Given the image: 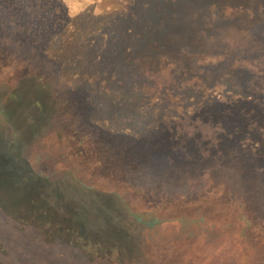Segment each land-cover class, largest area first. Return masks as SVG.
Wrapping results in <instances>:
<instances>
[{
    "label": "trees",
    "instance_id": "obj_1",
    "mask_svg": "<svg viewBox=\"0 0 264 264\" xmlns=\"http://www.w3.org/2000/svg\"><path fill=\"white\" fill-rule=\"evenodd\" d=\"M89 79L104 87V107ZM189 81L197 84L189 91L218 90L229 104L200 119V131L191 115L171 122L169 138L183 147L138 142L118 106L143 100L146 87L175 92ZM157 147L158 158H146ZM81 173L155 209L230 200L256 252L234 249L229 236V247L211 249L220 240L206 235L192 261L264 264V0H0V264H53L58 246H75L77 236L90 245L138 241L119 219L162 225L126 205L121 217L113 189L91 195ZM87 197L102 209H86ZM170 229L154 237L160 247L138 250L147 264H186Z\"/></svg>",
    "mask_w": 264,
    "mask_h": 264
},
{
    "label": "rangeland",
    "instance_id": "obj_2",
    "mask_svg": "<svg viewBox=\"0 0 264 264\" xmlns=\"http://www.w3.org/2000/svg\"><path fill=\"white\" fill-rule=\"evenodd\" d=\"M114 6L115 5L109 2L108 4H103L102 9L104 10V12H106L108 11V9L113 8ZM189 85L191 86V88L192 86H197L194 81L182 82L181 86H185V88L180 92L178 90L181 88V86L177 88L175 92L167 90L164 87L158 89L159 91L149 90V88L147 89L146 87V95L143 100L137 102L135 101V103L132 105L121 103V108H119L118 106L116 111L125 112L127 110V113H125L128 115L127 117H129L130 120L126 119L123 124L125 125V127H129L131 129V132H133L134 134H138L141 137L138 142L141 141L143 144L145 142L147 146H149L148 148H152L159 143L162 146L160 148L162 150L161 152H165V149H167L168 146L183 147L186 144H182L181 139L179 137H176L177 135H175V137L172 136L174 137L172 139L169 138L171 132H168L167 130L176 132L173 131L171 122L175 121L180 116L191 115L192 117L198 119L197 126L199 127L200 131L202 127H205L204 122H201V120L206 121V118H208V116H210L214 111V113H216L217 111H219L218 109H221L229 104L227 101H225V99H223L222 95L218 93V90L210 92H197L198 90L189 91L187 89L190 87ZM89 90H91V92L94 91L93 96L95 97H93V101H95L96 103H101L103 107L108 104L105 96L99 94V92L104 93L103 90H105L100 81L97 84L90 81ZM107 93L112 95L111 92ZM158 96L161 97L160 102L153 101V98H156ZM112 98V102L116 104L117 102L115 101L117 100V97L113 96ZM106 109L107 112H111L112 110L114 111V108L110 106H107ZM197 110L202 113L198 115L197 113H195ZM131 118H133V120H131ZM162 128L166 129L163 130ZM189 130L193 136H196V134L194 133L195 131H192L191 128H189ZM158 147L156 148V150H149L151 153L146 158H158ZM163 155H166V153ZM218 163L214 168L216 172L219 168H217ZM208 171L206 173L207 177H209V175L211 174L208 173ZM79 176L83 178L84 182H89L90 180V178L86 174L81 173L79 174ZM217 179L218 178H213L212 180ZM214 183H216V185L222 186L220 184V181L218 180L213 182V185H215ZM110 186L115 188H111ZM95 187L102 189V191H110L113 189V194L115 193V195L112 197L115 200V207L119 208L116 211L121 212V217H124L123 213H125V218H128V214L126 215V208L124 206L126 205L130 209V211L134 213L135 216L141 218L143 222L152 221L154 218H160L159 220L162 225L149 227L143 226L141 224H136L135 226L131 227L130 225H127L128 220L122 219V221L119 219V221H117V224L127 227L128 236L130 238L135 237L140 242L141 247L137 244L139 243L138 241H130L131 243L128 242L123 246L111 244L110 241H105L104 244L90 245L88 240L82 239L83 237H71L69 240H72V243H74L76 247L74 245L70 246L67 243L58 246V249H63L64 251H58L56 257L50 258L51 263L100 264L97 259L101 256H105L110 257L114 260L109 264H147V258L141 255L139 251H142L144 249L147 241L152 243L151 245L148 244V246L150 247H160L159 243L155 241L156 239L154 237L159 231H170L171 227L175 232V235L173 237L174 239H176L175 244L172 245L182 250V259L180 258L179 261H182L186 264L188 262H191L192 260H196L197 256L198 258L200 257V254L196 256L198 251L196 239L206 235L211 237L210 240H220V242H215L211 245H208L211 249L213 244H216V246L220 247L221 250L224 249V247H229L230 243H228V240L227 243H225L226 241L224 240V236L226 237V239L227 236H229L236 243L234 249L238 250L240 249V247H244L249 252H245V255L247 256H252L256 252L254 251V249H249L250 246L248 247L247 242L244 240L246 234L243 235L241 233V228H243V225L241 222L239 223L237 218L238 215L235 212V209L232 207L230 200H227V203L197 201L190 202L189 204L183 206H171V208L168 209H155V206H144L142 199L132 195L127 189L121 187L117 183L113 186L108 185V183L97 182L92 179L90 180L89 184H83V189L87 193L95 196H100V190L96 189ZM90 198H83V203L86 209H89L90 211H96L97 209L98 211H100V209L102 208L98 209V202H96L95 197ZM168 225L171 227H169ZM188 236L193 237V239L189 240L190 238ZM153 250L154 249H152L151 251ZM99 253L100 255L99 257H97ZM236 254L240 256L241 253H234V259L236 257ZM195 256L196 258L193 259ZM204 261L208 260L205 259L203 260V262ZM201 263L202 262H199V260L197 261V264ZM191 264L196 263L192 261ZM226 264H229V260ZM230 264H233V262L230 261Z\"/></svg>",
    "mask_w": 264,
    "mask_h": 264
}]
</instances>
